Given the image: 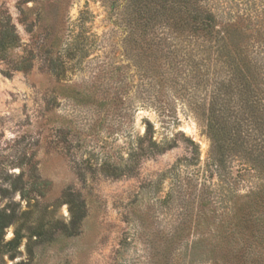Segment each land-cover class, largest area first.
I'll use <instances>...</instances> for the list:
<instances>
[{"label": "rangeland", "instance_id": "obj_1", "mask_svg": "<svg viewBox=\"0 0 264 264\" xmlns=\"http://www.w3.org/2000/svg\"><path fill=\"white\" fill-rule=\"evenodd\" d=\"M144 4L0 0V214L4 242L22 235L0 264H264V207L245 210L264 177L234 152L212 165L214 50L160 16L172 53L137 44ZM200 4L232 22L247 66L264 47V0Z\"/></svg>", "mask_w": 264, "mask_h": 264}, {"label": "trees", "instance_id": "obj_2", "mask_svg": "<svg viewBox=\"0 0 264 264\" xmlns=\"http://www.w3.org/2000/svg\"><path fill=\"white\" fill-rule=\"evenodd\" d=\"M133 1H145L143 13L138 15L136 11L137 44L140 39L148 47H161L163 44L166 51L172 53L171 49L174 46L168 43V37L156 39L155 22L160 16L165 18L163 20L168 31L171 30L173 34L178 35L179 30L188 29L191 37L200 40L198 48H202L203 51L214 50V61L219 65L218 72L222 74V78L217 83L218 88L213 92L208 107L207 128L214 154L212 165L218 172L224 167V158L234 152L247 160L248 168L258 177H264V83L260 90L255 89L252 75L247 67L249 66L254 73H260L261 70L264 79V47L252 53L253 59L251 61L248 59L245 66L233 55L229 47L234 37L237 38V35H234L236 30L225 25L232 22L219 21L218 24L217 16L206 5L200 4L202 0ZM235 98L236 102L232 105ZM246 198L248 204L245 210L254 207L260 210L264 207V196L260 192H253ZM256 210L247 212L250 221L253 217L251 212ZM70 211L71 230L74 231L85 217L84 203L78 210L74 211V208H70ZM256 216L260 215L256 212ZM8 218L9 216L0 214V250L10 253L9 258L12 259L22 235L16 232L12 240L4 242L3 229L9 223ZM245 218L247 219V216ZM256 219L258 220V217Z\"/></svg>", "mask_w": 264, "mask_h": 264}]
</instances>
